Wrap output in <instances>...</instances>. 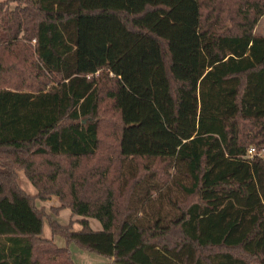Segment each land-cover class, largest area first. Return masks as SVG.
<instances>
[{
    "label": "trees",
    "instance_id": "trees-1",
    "mask_svg": "<svg viewBox=\"0 0 264 264\" xmlns=\"http://www.w3.org/2000/svg\"><path fill=\"white\" fill-rule=\"evenodd\" d=\"M263 17L264 0H0V264H75L71 244L264 264V158H244L264 148ZM53 196L79 218L38 206Z\"/></svg>",
    "mask_w": 264,
    "mask_h": 264
},
{
    "label": "rangeland",
    "instance_id": "rangeland-1",
    "mask_svg": "<svg viewBox=\"0 0 264 264\" xmlns=\"http://www.w3.org/2000/svg\"><path fill=\"white\" fill-rule=\"evenodd\" d=\"M255 33L256 35H264V17L261 19L260 23L258 24ZM18 183L21 186V188L24 191H26L28 194L36 195L37 193L36 187L29 181V179L26 177L23 170H20L18 172ZM37 204L40 208H44L49 215L53 216L55 220H57L63 225H67L71 221H75L77 218H79L78 216H72L70 209H67V208L60 210L58 215H55L52 209L53 207H59L60 205L59 199L56 196H53L50 200H47L45 202L37 200ZM89 223L94 230L102 229L101 223L96 219H89ZM74 227L76 229H79L80 225L77 222H75ZM43 237L54 240L55 243L60 247H67V243L62 237L52 234L49 228V225H48V221H45L44 223ZM69 248L72 253V257H73L75 264H105L107 263V260L104 257L98 254H95V253L84 251L74 244H71Z\"/></svg>",
    "mask_w": 264,
    "mask_h": 264
},
{
    "label": "built area",
    "instance_id": "built-area-1",
    "mask_svg": "<svg viewBox=\"0 0 264 264\" xmlns=\"http://www.w3.org/2000/svg\"><path fill=\"white\" fill-rule=\"evenodd\" d=\"M257 157L264 158V148L257 149L254 146H251L244 156V158L249 161L254 160Z\"/></svg>",
    "mask_w": 264,
    "mask_h": 264
},
{
    "label": "crops",
    "instance_id": "crops-1",
    "mask_svg": "<svg viewBox=\"0 0 264 264\" xmlns=\"http://www.w3.org/2000/svg\"><path fill=\"white\" fill-rule=\"evenodd\" d=\"M56 199V198H55ZM57 202H58V200H57Z\"/></svg>",
    "mask_w": 264,
    "mask_h": 264
}]
</instances>
